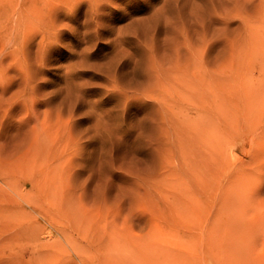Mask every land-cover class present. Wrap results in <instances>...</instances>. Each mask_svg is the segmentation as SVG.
<instances>
[{
  "label": "rangeland",
  "instance_id": "rangeland-1",
  "mask_svg": "<svg viewBox=\"0 0 264 264\" xmlns=\"http://www.w3.org/2000/svg\"><path fill=\"white\" fill-rule=\"evenodd\" d=\"M262 118L264 0H0V264H264Z\"/></svg>",
  "mask_w": 264,
  "mask_h": 264
},
{
  "label": "bare ground",
  "instance_id": "bare-ground-1",
  "mask_svg": "<svg viewBox=\"0 0 264 264\" xmlns=\"http://www.w3.org/2000/svg\"><path fill=\"white\" fill-rule=\"evenodd\" d=\"M218 89H219V88H218ZM218 89H217V90H218ZM221 91H222V90H221ZM223 93H224V92H222V95H223ZM205 94H206V93H205ZM211 94H212V93H211ZM212 95H213V94H212ZM220 95H221V94H220ZM222 95H221V96H222ZM230 95H232V94H230ZM203 96H204V94H203ZM206 96H208V95H206ZM234 96H235V95H234ZM234 96H233V97L231 96V98H234ZM222 97H223V96H222ZM208 98H209V96H208ZM226 98H229V97H227V92H226ZM203 99H207V98H204V97H203ZM219 99H220V98H219ZM236 99H237V97H236ZM208 100H210V99H208ZM221 100H222V99H221ZM232 100H233V99H232ZM240 100H241V98H240ZM240 100L237 99V101H240ZM246 100H247V99H246ZM246 100H244V101H246ZM195 101H196V100H195ZM195 101H194V104L196 105ZM229 101H230V100H229ZM229 101L227 100V103H228ZM248 101L250 102V99H249ZM211 102H212V101H211ZM219 102H220V100H219ZM224 102H226V101H224ZM230 102H231V101H230ZM241 102H242V100H241ZM241 102H240V103H241ZM249 102H248V103H249ZM221 103H222V102H221ZM232 103H233V102H232ZM232 103H231V104H232ZM244 103H245V102H244ZM246 103H247V101H246ZM246 103H245V105H246ZM262 104H263V103H262ZM197 105H198V104H197ZM209 105H210V104H209ZM228 105H229V106H228ZM228 105H226V108H227V106H228V107H231L230 104H228ZM254 105H255V104H254ZM239 106H240V104H239ZM255 106H256V105H255ZM255 106H254V107H255ZM194 107H195V106H194ZM196 107H197V106H196ZM196 107H195V108H196ZM200 107H201V106H200ZM205 107H206V106H205ZM215 108H216V107H215ZM226 108H225V109H226ZM234 108H235V107H234ZM250 108H251V107H250ZM169 109H170V108H169ZM171 109H172V107H171ZM232 109H233V108H232ZM197 110H198V109H197ZM233 110H234V109H233ZM261 110H263V109L261 108ZM198 111H199V110H198ZM226 111H227V110H226ZM230 111H231V110H230ZM223 112H224V110H223ZM200 113H202V112L200 111ZM220 113H221V112H220ZM226 114H227V112H226ZM171 115H172V114H171ZM173 115H175V114H173ZM196 115H198V114H196ZM219 115H220V114H219ZM224 115H225V112H224ZM261 115H262V114H261ZM261 115L259 114L260 119H261V117H262ZM168 116H170V115H168ZM185 116H186V115H185ZM188 116H190V115H188ZM188 116H186V117H188ZM214 116H215V114H214ZM218 117H219V116H218ZM218 117H217V118H218ZM194 118H195V117H194ZM220 118H221V120H222L223 117L221 116ZM198 119H200V118H198ZM181 120H182V119H181ZM181 120H180V121H181ZM219 120H220V119H219ZM221 120H220V121H221ZM262 120H264V119L262 118ZM180 121H178V122L180 123ZM189 121H190V120H189ZM184 122H185V121H184ZM190 122H191V121H190ZM216 122H217V121H216ZM167 123H168V125H169V123H170L169 126H171L172 123H174V122H167ZM181 123H182V121H181ZM199 123H200V122H199ZM210 123H211V121L209 122V124H210ZM217 123H219V121H218ZM206 124H208V123H206ZM213 124H214V121H213ZM215 124H216V123H215ZM263 124H264V122H263ZM168 125H167V127H168ZM185 125H186V124H185ZM185 125H184V126H185ZM201 125H202V123H201ZM187 126H188V125H187ZM210 126H212V124H210ZM171 127H172V126H171ZM171 127H170V128H171ZM202 127H203V126H201V127L198 126V128H202ZM207 127H208V126H207ZM190 128H191V127H190ZM190 128H188V129H190ZM203 128H204V127H203ZM168 129H169V128H167V130H168ZM196 129H197V128H196ZM196 129H195V130H196ZM204 129H205V128H204ZM204 129H203V130H204ZM263 129H264V128H263ZM169 130H170V129H169ZM177 131H178V130H177ZM177 131H176V132H177ZM196 131H197V130H196ZM200 131H202V130H200ZM176 132H175V133H176ZM192 132H193V131H192ZM192 132H191V133H192ZM184 133L186 134L185 131H184ZM184 133H183V134H184ZM196 133H197V132H196ZM201 133H202V132H200V134H201ZM181 134H182V133H181ZM200 134H199V135H200ZM186 135H188V134H186ZM260 135L262 136V134H260ZM177 136H178V134H177ZM261 136H260V138H262ZM169 137H170V136H169ZM183 137H185V135H184ZM194 137H195V136L193 135L192 138L194 139ZM198 137H199V136H197V138H198ZM177 138L180 139L181 137H176V139H177ZM189 138H190V137H189ZM203 138H204V137H202V135H201V139H200V137L198 138V139H200L199 141L196 139V141H198L197 143H198L199 145H198V144H197V145H198L199 147H200V141L203 140ZM173 139H174V137H173ZM179 139H178L177 142H175V143L178 144ZM187 139H188V138H187ZM174 140H175V139H174ZM171 141H172V140H171ZM183 141H185V140H182V142H183ZM183 143H184V142H183ZM185 143H187V142H185ZM185 143H184L185 146L183 145L184 147H182L183 150L188 149V148L191 146V144H192V143H191L190 146L187 144L188 147H186V144H185ZM194 143H195V142H194ZM172 146H173V141H172ZM176 146H178V145H176ZM195 146H196V145H194V147H195ZM185 147H186V148H185ZM191 147H192V146H191ZM191 147H190V148H191ZM194 147H193L192 150L198 152L197 149L194 150ZM199 147H198V148H199ZM184 148H185V149H184ZM195 148H196V147H195ZM173 150H174V148H173ZM188 150H189V149H188ZM192 150H191V151H192ZM170 153H171V152H170ZM171 154L173 155L174 153H171ZM172 155H171V157H172ZM239 157H240V156H239ZM211 171H212V170H211ZM214 171H215V170H214ZM209 172H210V170H208V173H209ZM205 173H206V172H205ZM210 175H211V177H214V176H212V175H216V174H214L213 171H212V172L210 173ZM209 177H210V176H209ZM248 181H249V183H251L253 180L251 181V180L249 179ZM250 181H251V182H250ZM243 183H244V182H243ZM34 185H35V184H34ZM55 185L58 186V187H56ZM251 185H252V184H251ZM51 186H52V185H51ZM54 186H55L56 188H58V191H59V185L54 184ZM34 187H35V186H34ZM34 187H33V188H34ZM36 187H37V186H36ZM39 187H40V186H39ZM49 187H50V186L47 187V190H50V189L52 190V187H50V188H49ZM55 187H54V188H55ZM251 187H252V186H251ZM56 188H55V189H56ZM236 189H237V188H236ZM56 190H57V189H56ZM56 190H55V191H56ZM63 190H64V189H63ZM63 190H62V192H64ZM241 190H242V189H241ZM45 191H46V190H45ZM58 191H57V192H58ZM244 191H247V190H244ZM50 192H51V194L53 195V197L55 196V194H58V195H59L58 198H57V200H58L59 198H61L62 195H63L62 192H61V190H60L59 193H56V192H55L54 194H53L54 189H53V191H50ZM50 192H49V193H50ZM39 193H40V192H39ZM49 193H48V194H49ZM60 193H61V194H60ZM245 193H246V192H244V196H245ZM48 194H47L46 196H48ZM53 197H52V198H53ZM242 197H243V196H242ZM48 198H49V197H48ZM50 198H51V197H50ZM50 198H49V199H50ZM54 198H55V197H54ZM54 198H53V199H54ZM243 198H244V197H243ZM245 198H246V197H245ZM245 198H244V199H245ZM53 199H52V201H53ZM62 199H63V198H62ZM55 200H56V199H55ZM55 200H54V202H55ZM245 200H246V199H245ZM241 201L244 202L242 199H241ZM246 202H247V201H246ZM233 203H234V202H233ZM247 203H248V202H247ZM248 204H249V203H248ZM228 205H229V204H228ZM233 205H234V204H233ZM240 205H242V203H241ZM228 207L231 208L230 205H229ZM232 208H233V207H232ZM232 208H231V209H232ZM232 212H233V211H232ZM52 215H53V214H52ZM260 215H261V214H260ZM259 217H260V216H259ZM76 218H77V217H76ZM76 218H75V219H76ZM261 218H262V215H261ZM263 218H264V217H263ZM76 220H77V219H76ZM256 220H257V219H256ZM261 220H262V219H261ZM77 221H78V220H77ZM241 221H242V220H241ZM257 221H258V220H257ZM257 221H256V222H257ZM262 221L264 222V220H262ZM247 222H248V221H247ZM79 223H81V221H78V224H79ZM258 223L260 224L259 221H258ZM258 223H257V224H258ZM257 226H258V225H257ZM117 234H118V233H116L115 235H117ZM122 234H123V230H122L120 236H122ZM111 235H112V234H111ZM122 237H123V236H122ZM123 240H124V239H123ZM121 241H122V240H121ZM55 243H56V242H55Z\"/></svg>",
  "mask_w": 264,
  "mask_h": 264
}]
</instances>
